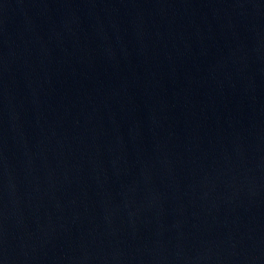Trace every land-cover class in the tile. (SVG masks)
I'll return each mask as SVG.
<instances>
[{"label": "water", "instance_id": "obj_1", "mask_svg": "<svg viewBox=\"0 0 264 264\" xmlns=\"http://www.w3.org/2000/svg\"><path fill=\"white\" fill-rule=\"evenodd\" d=\"M0 264H264V0H0Z\"/></svg>", "mask_w": 264, "mask_h": 264}]
</instances>
